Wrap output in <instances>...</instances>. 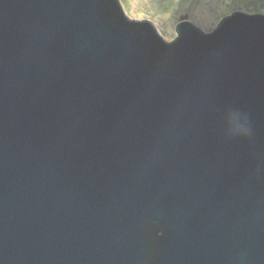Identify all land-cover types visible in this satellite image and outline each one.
Masks as SVG:
<instances>
[{"label":"water","instance_id":"1","mask_svg":"<svg viewBox=\"0 0 264 264\" xmlns=\"http://www.w3.org/2000/svg\"><path fill=\"white\" fill-rule=\"evenodd\" d=\"M176 34L0 0V264H264V13Z\"/></svg>","mask_w":264,"mask_h":264},{"label":"rangeland","instance_id":"2","mask_svg":"<svg viewBox=\"0 0 264 264\" xmlns=\"http://www.w3.org/2000/svg\"><path fill=\"white\" fill-rule=\"evenodd\" d=\"M125 3L129 18L157 22L167 43L175 40L181 16L187 15L197 28L210 33L235 12L264 13V0H125Z\"/></svg>","mask_w":264,"mask_h":264},{"label":"snow or ice","instance_id":"3","mask_svg":"<svg viewBox=\"0 0 264 264\" xmlns=\"http://www.w3.org/2000/svg\"><path fill=\"white\" fill-rule=\"evenodd\" d=\"M235 119H238V118H234V120H235Z\"/></svg>","mask_w":264,"mask_h":264}]
</instances>
